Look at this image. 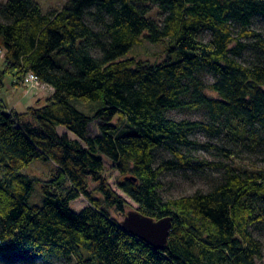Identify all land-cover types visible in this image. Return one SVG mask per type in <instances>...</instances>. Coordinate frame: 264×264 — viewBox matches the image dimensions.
<instances>
[{
  "label": "trees",
  "instance_id": "obj_1",
  "mask_svg": "<svg viewBox=\"0 0 264 264\" xmlns=\"http://www.w3.org/2000/svg\"><path fill=\"white\" fill-rule=\"evenodd\" d=\"M257 20L264 0H67L48 11L37 0L2 2L0 88L9 75L23 85L33 71L54 93L22 113L0 98V264H264L254 233L264 224V167L245 166L241 152L264 154ZM165 39V59L128 56ZM78 101L94 102V112ZM173 110L207 118H171ZM198 130L222 139L210 145L221 160L188 153ZM162 148L173 157L157 162ZM36 159L55 164L46 180L24 172ZM106 162L143 215L172 217L164 248L112 214L124 217L130 203L110 184ZM176 169L222 177L207 191L164 199L161 177ZM38 182L42 206L30 200ZM80 197L88 203L79 212L71 203Z\"/></svg>",
  "mask_w": 264,
  "mask_h": 264
},
{
  "label": "rangeland",
  "instance_id": "obj_2",
  "mask_svg": "<svg viewBox=\"0 0 264 264\" xmlns=\"http://www.w3.org/2000/svg\"><path fill=\"white\" fill-rule=\"evenodd\" d=\"M5 0H0V5ZM38 3L43 6V9L45 11H48L50 9H61L63 7V4L67 0H37ZM259 28L264 32V22H260L257 20L255 24H253L252 28ZM210 34L206 33L205 38H210ZM170 43L169 39H165L164 41H161L159 43H151L144 41L142 44H138L135 47L132 48V50L129 51L128 56H134L136 58H142L147 61L156 62L160 61L162 59H165L169 54ZM4 54L5 51L3 48L0 47V69H3L4 64ZM60 62L64 59L57 57ZM65 60V59H64ZM66 61V60H65ZM67 62V61H66ZM209 79H212L209 77ZM12 81V76H7L5 82L7 83V86L10 85ZM6 85V84H5ZM39 85V83H35L32 85V87ZM26 86V85H25ZM5 92H7V88L4 89ZM77 106L80 110L83 112L93 113L94 109L96 108V105L94 102H77ZM168 115L171 118H177V119H190V120H204L207 118L206 113L203 111H180V110H173L168 113ZM65 127H60V132L65 131ZM73 137H75L74 134L70 133ZM192 139L197 141V147L196 149L189 148L188 153L193 154L194 157L203 159V160H212V161H218L221 160V157L217 154V150L214 149L212 146H215L217 144L223 145L222 139L219 137H213L209 133H205L203 131H196L194 134H192ZM242 155L244 156L242 161L245 166L248 165H254L258 168L264 167V154L263 153H257L253 151H249L247 148H241ZM173 155L170 151L166 150L165 148L159 149L157 152V162L162 161L164 158H172ZM106 170L105 173L108 175L110 184L113 185L114 189L121 195L124 196L129 204V207L127 208V211L134 210L138 208L137 203L129 197L124 194L120 190L119 185H117L118 180L120 179L119 172L114 168L112 164L109 162H106ZM56 167L53 161L51 160H42V159H36L33 163H31L29 166L25 167L24 172L29 174L32 177L38 176L41 179H47L50 177L51 173L55 171ZM222 177V170H216V169H208L207 171H192V170H183V169H176L174 171H167L162 177H161V183L162 188L160 191V194L166 198H177L179 196H187L189 194H195L198 192V190L201 191H207L209 188L215 184L219 179ZM31 203L33 205H40L42 206L44 203L42 190L40 189V182L36 183L34 187V192L31 197ZM87 200L83 197H80V199L75 200L71 203V207L75 209L76 211H81V209L87 205ZM126 211V212H127ZM112 214L118 218L120 221L124 219L117 211L114 209L112 210ZM260 228L254 227V233L260 238L262 243H264V224H260ZM37 264H70L67 260L64 258H56V257H50V259L47 260H40Z\"/></svg>",
  "mask_w": 264,
  "mask_h": 264
},
{
  "label": "water",
  "instance_id": "obj_3",
  "mask_svg": "<svg viewBox=\"0 0 264 264\" xmlns=\"http://www.w3.org/2000/svg\"><path fill=\"white\" fill-rule=\"evenodd\" d=\"M122 228L150 243L155 248H164L172 229V217L154 219L143 215L138 209L127 211L120 222Z\"/></svg>",
  "mask_w": 264,
  "mask_h": 264
},
{
  "label": "crops",
  "instance_id": "obj_4",
  "mask_svg": "<svg viewBox=\"0 0 264 264\" xmlns=\"http://www.w3.org/2000/svg\"><path fill=\"white\" fill-rule=\"evenodd\" d=\"M6 86L7 83L0 88V98L8 105L9 109L19 113L26 111L33 105L42 106L47 103L48 98L54 93L52 86L44 82H40L39 85L31 88L25 86V84L14 86L13 83L10 85V89L9 86ZM5 88H7V92L4 91Z\"/></svg>",
  "mask_w": 264,
  "mask_h": 264
},
{
  "label": "built area",
  "instance_id": "obj_5",
  "mask_svg": "<svg viewBox=\"0 0 264 264\" xmlns=\"http://www.w3.org/2000/svg\"><path fill=\"white\" fill-rule=\"evenodd\" d=\"M24 82H25L24 84L30 88L32 87L33 84L40 83L37 74L33 71H31V73L28 74Z\"/></svg>",
  "mask_w": 264,
  "mask_h": 264
}]
</instances>
